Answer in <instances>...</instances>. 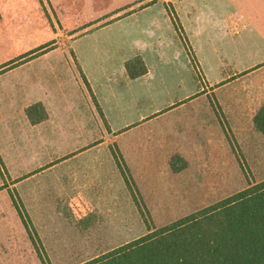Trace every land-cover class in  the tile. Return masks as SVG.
I'll use <instances>...</instances> for the list:
<instances>
[{"label":"rangeland","instance_id":"obj_1","mask_svg":"<svg viewBox=\"0 0 264 264\" xmlns=\"http://www.w3.org/2000/svg\"><path fill=\"white\" fill-rule=\"evenodd\" d=\"M245 12V0H0V264H86L264 181V57ZM136 55L147 74L133 82ZM98 68L111 127L93 98L104 86L89 83ZM32 105L48 119L33 125Z\"/></svg>","mask_w":264,"mask_h":264},{"label":"trees","instance_id":"obj_2","mask_svg":"<svg viewBox=\"0 0 264 264\" xmlns=\"http://www.w3.org/2000/svg\"><path fill=\"white\" fill-rule=\"evenodd\" d=\"M177 31L180 33L181 29ZM182 37L189 49L186 38ZM134 60L139 63L140 69L134 71L131 61L127 62L126 69L131 79L147 74L142 58ZM31 112L29 108L27 115L34 124L46 119L44 111H41L43 116L36 120ZM254 125L264 135V104L254 119ZM118 162L125 184L144 216L147 208L137 200V184L130 169L124 160ZM171 166L177 170L174 161ZM15 207L33 243L40 242L27 212L20 203ZM39 255L46 264L47 256ZM86 264H264V181L151 230Z\"/></svg>","mask_w":264,"mask_h":264},{"label":"crops","instance_id":"obj_3","mask_svg":"<svg viewBox=\"0 0 264 264\" xmlns=\"http://www.w3.org/2000/svg\"><path fill=\"white\" fill-rule=\"evenodd\" d=\"M233 1H238L239 2L241 0H233ZM245 1L247 2V12H245V13L247 14V24H248L247 30H248L249 47H251V45L254 44V49H262L263 50L262 56L260 54H258V56H257L258 58H261V57H264V0H245ZM232 10H233V12H239L240 7L237 6L236 8H233ZM137 57H141L142 58L141 55H139V56L136 55L134 57V59L137 58ZM97 62H95L94 65H100V62L98 60H97ZM127 62H129V61H127ZM127 62L125 63L123 68H124L127 76L129 77V74H128L127 69H126ZM254 62H256L257 64H264V60H259L258 59L257 61H254ZM92 72L93 73L90 72V74L88 73L89 83H91V85L93 87H95L96 84L99 87H100V85H102L101 87L104 86L103 89H101L99 91H97V90L94 91L93 98H94V101H95V98L97 99L98 104H100L101 105L100 107L103 109V113L106 115V112L104 111V108L106 107V105H111V103H112L111 100L112 99L109 98V97L113 96L111 94V91L106 89L107 88L106 87L107 86L106 85V83H107L106 79H107V76H108L107 74L108 73H105V71H103L102 68L94 69ZM141 77H143V76H141ZM141 77H139V78H141ZM139 78L131 79L129 77V79L132 80L133 82L137 81ZM89 88H90V86H89ZM118 101H120V100L117 99L116 102H118ZM34 105H37V104H34ZM34 105H32V106H30V107H28L26 109V116H27V118H28V120L30 122H31V120H30V118L27 115V110L29 108L33 107ZM38 105H42L43 108H45L42 103H38ZM46 114H47V118L46 119H48L47 111H46ZM256 115H255V117H256ZM255 117H254V119H255ZM103 118H104V116H103ZM106 119H107V121L109 123V127H111L112 123L110 122L109 117L107 115H106ZM33 125H35V124H33Z\"/></svg>","mask_w":264,"mask_h":264}]
</instances>
